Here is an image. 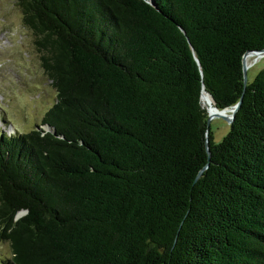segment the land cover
Returning <instances> with one entry per match:
<instances>
[{
  "label": "trees",
  "instance_id": "obj_1",
  "mask_svg": "<svg viewBox=\"0 0 264 264\" xmlns=\"http://www.w3.org/2000/svg\"><path fill=\"white\" fill-rule=\"evenodd\" d=\"M19 8L56 101L0 135L10 264H264V68L242 80L264 0ZM203 88L219 110L242 99L209 160Z\"/></svg>",
  "mask_w": 264,
  "mask_h": 264
},
{
  "label": "rangeland",
  "instance_id": "obj_2",
  "mask_svg": "<svg viewBox=\"0 0 264 264\" xmlns=\"http://www.w3.org/2000/svg\"><path fill=\"white\" fill-rule=\"evenodd\" d=\"M35 38L23 26L19 0H0V135L28 133L42 124L46 111L55 103L56 92L43 72ZM247 70L251 83L264 68V57ZM214 143L229 131L220 118L211 121ZM11 250L0 241V264H10Z\"/></svg>",
  "mask_w": 264,
  "mask_h": 264
},
{
  "label": "water",
  "instance_id": "obj_3",
  "mask_svg": "<svg viewBox=\"0 0 264 264\" xmlns=\"http://www.w3.org/2000/svg\"><path fill=\"white\" fill-rule=\"evenodd\" d=\"M249 57H254V59L252 60V63H255L258 59L264 57V49L260 50V51H248L246 52L243 57H242V80H243V87L245 89L248 81H247V70L250 67V65L247 64V59ZM207 95L213 106L210 108V110H206L207 112V120H206V132H205V149L208 155V160L210 158V151H209V129H210V124L211 121L214 120L215 118H220L223 119L224 121H226L229 126L232 124V122L234 121V117L236 112L238 111L241 101L242 99L239 100L238 103H236L235 105L227 108V109H223V110H219L216 108L215 103L213 101V99L211 98V96L205 91V89H202L201 92V96H200V101L202 100L203 95ZM45 131H51L52 133H54V129H50L49 126H43L42 127ZM207 168V165L204 167V169ZM203 169V170H204ZM201 174V172L198 174L197 178L199 177V175ZM25 212H19L17 214V218L22 216Z\"/></svg>",
  "mask_w": 264,
  "mask_h": 264
},
{
  "label": "bare ground",
  "instance_id": "obj_4",
  "mask_svg": "<svg viewBox=\"0 0 264 264\" xmlns=\"http://www.w3.org/2000/svg\"><path fill=\"white\" fill-rule=\"evenodd\" d=\"M251 58V57H249ZM249 58L247 59V64L249 65V62L251 61V59L249 60ZM202 106L206 109V110H210V108L213 106L210 98L207 95H203L202 100H201Z\"/></svg>",
  "mask_w": 264,
  "mask_h": 264
}]
</instances>
